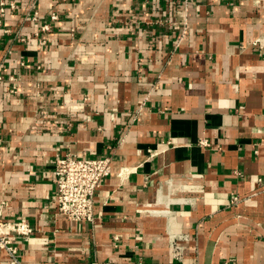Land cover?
Returning <instances> with one entry per match:
<instances>
[{
  "label": "crops",
  "instance_id": "0c3cea01",
  "mask_svg": "<svg viewBox=\"0 0 264 264\" xmlns=\"http://www.w3.org/2000/svg\"><path fill=\"white\" fill-rule=\"evenodd\" d=\"M13 1L0 20V214L35 228L22 264H264V0ZM30 6L59 15L46 46ZM173 21L186 22L180 41ZM67 152L112 157L92 222L56 212L52 162Z\"/></svg>",
  "mask_w": 264,
  "mask_h": 264
},
{
  "label": "built area",
  "instance_id": "2783aa9c",
  "mask_svg": "<svg viewBox=\"0 0 264 264\" xmlns=\"http://www.w3.org/2000/svg\"><path fill=\"white\" fill-rule=\"evenodd\" d=\"M144 3L149 0H142ZM187 0H184L185 2ZM171 4L181 2V0H169ZM16 3L13 0L5 2L0 0V20L6 14L8 9L14 10ZM27 17L38 22V29L33 31L31 37L42 46H46L48 39L42 35V32L50 31L52 23L59 19L57 12H50L48 20H41V12L30 6L26 13ZM159 23L163 20L159 19ZM179 22H169L174 29L178 27L180 30V41L186 32V22L183 21L179 26ZM6 34L13 36L19 41H25L27 38L21 36L16 31L7 28L4 30ZM71 38L75 36L74 28L70 31ZM258 40L254 41V44ZM10 51V50H9ZM20 64L23 66L24 62ZM4 76L0 73V81ZM8 81L13 82L9 86L10 93L17 92L15 85V77L10 74ZM2 118L0 117V126ZM2 142L1 128H0V144ZM112 172V157L110 155H103L99 157H79L76 154L67 152L64 154H56L52 162V181L55 185L54 201L56 205V212L65 216L68 220L76 222H92L94 219V196L97 189L102 182ZM260 180V179H259ZM261 181V180H260ZM261 191L264 192V183H262ZM240 197L236 193H232L230 202L232 204L240 201ZM35 233V228L27 220L12 221L6 220L0 214V249L8 255L9 264H22L20 259V242L28 241ZM188 236L183 234L173 236L169 243V253L172 259H180L184 249L183 242ZM92 264H109L108 262L95 261Z\"/></svg>",
  "mask_w": 264,
  "mask_h": 264
}]
</instances>
